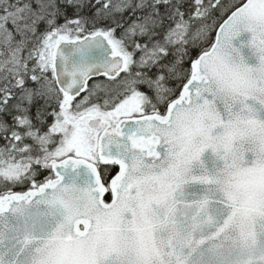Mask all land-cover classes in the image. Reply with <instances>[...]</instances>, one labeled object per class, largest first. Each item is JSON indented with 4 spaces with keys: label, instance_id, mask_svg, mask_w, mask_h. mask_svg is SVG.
I'll list each match as a JSON object with an SVG mask.
<instances>
[{
    "label": "snow or ice",
    "instance_id": "1",
    "mask_svg": "<svg viewBox=\"0 0 264 264\" xmlns=\"http://www.w3.org/2000/svg\"><path fill=\"white\" fill-rule=\"evenodd\" d=\"M0 264H264V0H0Z\"/></svg>",
    "mask_w": 264,
    "mask_h": 264
}]
</instances>
